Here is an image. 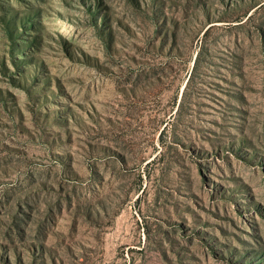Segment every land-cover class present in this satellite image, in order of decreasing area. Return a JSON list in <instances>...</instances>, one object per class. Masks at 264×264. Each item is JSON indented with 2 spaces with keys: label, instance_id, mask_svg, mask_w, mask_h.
Returning <instances> with one entry per match:
<instances>
[{
  "label": "rangeland",
  "instance_id": "rangeland-1",
  "mask_svg": "<svg viewBox=\"0 0 264 264\" xmlns=\"http://www.w3.org/2000/svg\"><path fill=\"white\" fill-rule=\"evenodd\" d=\"M0 264H264V0H0Z\"/></svg>",
  "mask_w": 264,
  "mask_h": 264
}]
</instances>
